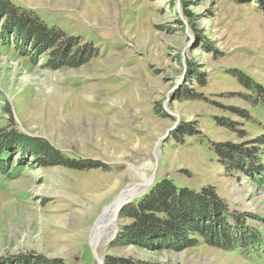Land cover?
Instances as JSON below:
<instances>
[{"label": "rangeland", "instance_id": "1", "mask_svg": "<svg viewBox=\"0 0 264 264\" xmlns=\"http://www.w3.org/2000/svg\"><path fill=\"white\" fill-rule=\"evenodd\" d=\"M12 1L76 36L72 49L88 43L95 54L51 68V50L23 45L0 17V142L7 131L24 133L83 164L41 165L9 142L0 158V264H97L92 228L128 183L149 177L147 189L164 178L213 186L227 208L223 226L252 231L253 244L224 249L190 230L159 244L145 236L119 244L131 222L119 214L113 238L97 244L100 258L264 264V0ZM220 142L253 151L262 174L225 165Z\"/></svg>", "mask_w": 264, "mask_h": 264}, {"label": "trees", "instance_id": "2", "mask_svg": "<svg viewBox=\"0 0 264 264\" xmlns=\"http://www.w3.org/2000/svg\"><path fill=\"white\" fill-rule=\"evenodd\" d=\"M0 17L6 19L7 27L5 29L7 32L17 33L18 39L23 45L27 42L38 50H51V60L55 62L50 65L51 68L59 67V63L57 64L59 59L64 60L63 65L76 67L87 62L95 54L88 43H81L78 49H72L75 44L73 39L79 43L76 36L67 35L56 26H48L37 16L35 11L16 4L12 0H0ZM240 82L247 88L255 87L253 79L248 75H241ZM187 132L193 133L190 130ZM5 135L7 140L0 142V158L6 153L4 150L10 145L9 142H16L27 146L33 155L40 157L41 165L62 164L83 168L82 163L81 165H71L67 157H64V153L52 147L42 138L8 131ZM257 141L264 142V138L258 137ZM215 145L220 160L228 167H237L250 174H262L263 167H260L255 161L253 151L242 149L240 144L231 142H220ZM235 158H239L240 164H236ZM255 162L257 163L255 164ZM1 173L5 174V169L1 170ZM147 190L137 199L134 198L129 202L121 211V216L130 218L131 222L118 231L117 243L133 244L137 243L138 236H145L143 238L149 241L153 239L152 244L155 242L159 244L169 237L185 238V233L190 230L201 232L208 243H213L224 249L246 248L244 245L248 242L253 244L251 236L254 233L252 231L237 229V232H234V229H229L231 227L223 226L226 215L222 217V213L224 215L227 208L213 186H202L200 190H195L187 186H178L171 179L164 178L152 184ZM230 223L234 224V221H230ZM238 224L240 227V221ZM188 241V239L185 240V243ZM146 244L151 245L148 242ZM102 264L148 263L132 258L108 255L103 259Z\"/></svg>", "mask_w": 264, "mask_h": 264}, {"label": "water", "instance_id": "3", "mask_svg": "<svg viewBox=\"0 0 264 264\" xmlns=\"http://www.w3.org/2000/svg\"><path fill=\"white\" fill-rule=\"evenodd\" d=\"M152 178H153V176H152ZM150 183H151V177H149L148 179H146V180H144L142 182H137V183L130 182V183H128L117 194V196H115L114 199L107 205V206H110L111 207L110 211L112 212V214H111L110 217H108V220H106V222L102 221V219H99L100 221L98 222V224H100V222H102L100 224L99 230L102 231V228L101 227L106 226V224L108 223V221H111L113 218H115V214H118L119 215L120 212L122 211V209L124 208V206L127 203L131 202L135 197H138L141 194H143L147 190V188L150 185ZM137 186H142L143 187V190L140 193H138V194H133L132 193L133 192V189H135ZM100 217H101V215H100ZM114 227H115V225H114ZM99 242L94 241V242L91 243V240H90V245H91L92 251L94 253V256H95V259H96V263L97 264H102L103 263V259L98 256V253H97V250H96L97 244Z\"/></svg>", "mask_w": 264, "mask_h": 264}, {"label": "bare ground", "instance_id": "4", "mask_svg": "<svg viewBox=\"0 0 264 264\" xmlns=\"http://www.w3.org/2000/svg\"><path fill=\"white\" fill-rule=\"evenodd\" d=\"M143 190L142 186H137L135 189H133V194H138ZM111 207L110 206H106L101 217L99 219H102V221L106 222V220H108V217L111 216L112 212L110 211ZM119 213V212H118ZM98 219L96 225L92 228L91 230V243L94 241H101L102 242H108L110 241L114 235V225L117 224V219H118V214H115V218H113L111 221H108V223L106 224V226L101 227L102 231L99 230L100 228V224L102 222H100V224H98V222L100 221ZM64 230L62 228H60V232H63Z\"/></svg>", "mask_w": 264, "mask_h": 264}]
</instances>
